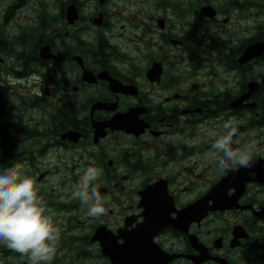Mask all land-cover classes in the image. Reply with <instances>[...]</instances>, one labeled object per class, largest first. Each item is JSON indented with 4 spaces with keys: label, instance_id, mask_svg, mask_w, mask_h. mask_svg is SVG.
<instances>
[{
    "label": "flooded vegetation",
    "instance_id": "1",
    "mask_svg": "<svg viewBox=\"0 0 264 264\" xmlns=\"http://www.w3.org/2000/svg\"><path fill=\"white\" fill-rule=\"evenodd\" d=\"M228 120L251 167L210 151ZM16 164L60 229L52 264H264V0H0ZM89 166L98 217L71 195Z\"/></svg>",
    "mask_w": 264,
    "mask_h": 264
},
{
    "label": "clouds",
    "instance_id": "2",
    "mask_svg": "<svg viewBox=\"0 0 264 264\" xmlns=\"http://www.w3.org/2000/svg\"><path fill=\"white\" fill-rule=\"evenodd\" d=\"M26 123L31 127L30 120ZM223 130L210 145L219 169L236 171L251 167L252 149L234 146L238 131L233 121H225ZM102 171L94 166L87 167L71 193L73 199L86 207L90 217L105 212L104 198L95 185ZM60 240V229L46 214L35 180L19 164L0 170V245L27 257L28 264H52Z\"/></svg>",
    "mask_w": 264,
    "mask_h": 264
},
{
    "label": "water",
    "instance_id": "3",
    "mask_svg": "<svg viewBox=\"0 0 264 264\" xmlns=\"http://www.w3.org/2000/svg\"><path fill=\"white\" fill-rule=\"evenodd\" d=\"M45 47H43L42 49H44ZM251 50V49H250ZM43 51V50H42ZM46 52V51H45ZM45 56L47 57V56H49L47 53H45ZM88 76V75H87ZM203 208H207V207H204L203 206ZM204 210V209H203Z\"/></svg>",
    "mask_w": 264,
    "mask_h": 264
}]
</instances>
